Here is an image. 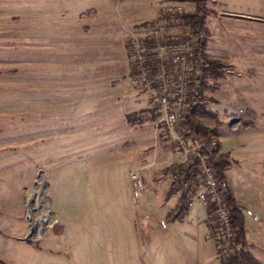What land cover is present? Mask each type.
Returning a JSON list of instances; mask_svg holds the SVG:
<instances>
[{"label":"rangeland","instance_id":"374dc122","mask_svg":"<svg viewBox=\"0 0 264 264\" xmlns=\"http://www.w3.org/2000/svg\"><path fill=\"white\" fill-rule=\"evenodd\" d=\"M176 1L198 11L194 0H0V258L8 264H189L180 248L153 244L130 177L138 171L149 191L169 168L173 186L184 160L147 92L131 83L126 44L130 29ZM205 7L209 60L196 70L209 103L197 119L218 141L227 132L262 146L264 0ZM205 212L210 251L195 264H221L219 226ZM255 226L246 247L264 263V220Z\"/></svg>","mask_w":264,"mask_h":264},{"label":"built area","instance_id":"2783aa9c","mask_svg":"<svg viewBox=\"0 0 264 264\" xmlns=\"http://www.w3.org/2000/svg\"><path fill=\"white\" fill-rule=\"evenodd\" d=\"M190 14L181 2H165L157 16L140 29H130L126 44L130 56L131 83L147 92L159 122L169 133L171 143L184 153L183 170H177V192H187V206L196 203L219 226V242L225 256L236 247L237 222L226 202L225 185L214 160L220 152L216 138H204L192 110L208 105L200 91V77L194 55L205 39L203 31L193 33ZM195 143V144H194ZM132 191L138 195L145 187L144 176L130 174Z\"/></svg>","mask_w":264,"mask_h":264},{"label":"crops","instance_id":"0c3cea01","mask_svg":"<svg viewBox=\"0 0 264 264\" xmlns=\"http://www.w3.org/2000/svg\"><path fill=\"white\" fill-rule=\"evenodd\" d=\"M219 137V155L226 162V185L244 215L245 240L250 241L252 226L259 228V222L264 220V143L253 147L252 143L240 142L232 133L227 132L220 133ZM170 171L167 168L165 174L156 175L157 181L151 183L150 190L159 192L155 199H151L150 190L144 191L145 187L142 189V215L149 226L152 224L155 232L152 235L156 237L154 245L163 248L170 245L176 250L180 248L187 253L189 264H195L209 255L210 247H206V243L210 226L206 225V212L199 203L181 216L187 214L183 221L180 220L181 217L169 219V214L178 206L181 198L180 192L171 191ZM257 181H262L263 187ZM158 216H162L164 226L160 225ZM193 246L196 247L195 252Z\"/></svg>","mask_w":264,"mask_h":264},{"label":"trees","instance_id":"16d2710c","mask_svg":"<svg viewBox=\"0 0 264 264\" xmlns=\"http://www.w3.org/2000/svg\"><path fill=\"white\" fill-rule=\"evenodd\" d=\"M198 4V11L195 13L187 14L186 17H189L192 22V29L193 33H198L203 31V19H204V12L206 11L205 3L207 0H194ZM205 39L203 40L201 44V48L199 51H197L194 55V61L196 62L197 66L200 67L201 74L205 72V64L208 62L209 58L207 57L205 50ZM197 111L198 109L192 110V116L194 117V120L198 126L199 133L204 138H215V132L213 130H210L206 126H204L199 119H197ZM214 164L216 166L218 175L220 180L225 185V197L226 202L228 206L231 209V212L233 214L234 219L237 222L238 230L236 234V244L237 247L235 251L230 254L229 256H225L221 264H263L256 256H254L249 250H247L246 247V240H245V219L242 211L239 209V207L236 205L235 200L231 193L229 192V189L226 185L225 181V174L224 169L226 167V162L223 161L222 155L216 156V159L214 160ZM181 173L185 172L186 175H189V169H186V171L183 170V165L179 166ZM174 185V184H173ZM171 191L173 192V186L171 188ZM188 210L187 206V192H183L181 194V198L179 201L178 206L169 214V219H178L183 214H185ZM0 264H8L6 261L0 258Z\"/></svg>","mask_w":264,"mask_h":264},{"label":"water","instance_id":"95a60500","mask_svg":"<svg viewBox=\"0 0 264 264\" xmlns=\"http://www.w3.org/2000/svg\"><path fill=\"white\" fill-rule=\"evenodd\" d=\"M26 239H28V238H26Z\"/></svg>","mask_w":264,"mask_h":264}]
</instances>
